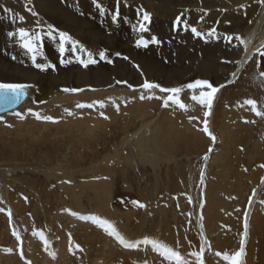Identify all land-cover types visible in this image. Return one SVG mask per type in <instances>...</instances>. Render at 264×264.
Listing matches in <instances>:
<instances>
[{
    "label": "rangeland",
    "instance_id": "374dc122",
    "mask_svg": "<svg viewBox=\"0 0 264 264\" xmlns=\"http://www.w3.org/2000/svg\"><path fill=\"white\" fill-rule=\"evenodd\" d=\"M106 1L100 0L102 7H104V11H100L94 0H31V3L28 0H0V69L3 72L6 71L2 74L0 82L28 84L30 87L26 91L31 94L30 98L20 108L1 115L4 119L0 120V193L2 194V197L0 196V208L5 209L4 212H0V264H26L31 258V264H90L95 262L97 257V259L100 257L99 260L101 261L106 256L114 257L106 260L107 263L110 262L109 264H121L120 262L125 260L137 261L140 264L141 261L145 262L143 251H145V259H148V247L142 245V249L139 247L138 250L137 248L136 250L124 249L118 242L111 241L108 235H104V230L92 221L84 222L79 220L78 216H73L70 212L65 211V209H70L80 215H98L106 219V213L96 211L101 209L96 206L94 200L92 201V190L90 192L86 188L88 180L100 178L103 179L102 181H112L109 182L110 184L108 183L111 185L109 186L110 189H107L109 195L106 190V194H103L96 202H104V198H106V204L110 203V205L108 203V208L110 206L112 208L114 204L112 209L115 211L119 210L125 203L133 204V201H139L145 205L143 208L135 205L136 210L134 212L126 214L123 219L120 218L121 220L118 221L120 224L117 222V230L126 239L135 241L144 236L152 237L157 232L159 218L155 212L157 213L159 209L161 211V208L171 209L174 210V213L168 210L167 218L163 219L161 226L166 228L168 221V227H172L175 231L172 234L177 238L180 235L183 236L186 247L182 248L185 243H179L182 255L188 256L192 251H197L201 243L197 237V222H195L202 204L200 173L205 164L203 156L208 152L209 147L213 149L209 153V157L213 156L214 153H220L221 156L225 155L223 161L210 166L209 176L211 175V177L209 180L212 181L213 185L210 182L209 188L211 189L207 194H209L208 199L210 198L212 203L210 206L209 203L206 204L207 208L209 207L210 223H214L215 219L218 218L216 209H221L222 213L226 212L224 216L227 214L224 221L226 229L221 237V242L225 243L224 246L214 248L211 242V250L205 252V264L220 262L222 258L215 255L217 251H228L231 254L239 247L245 213L247 214L249 206V197L252 198L251 201L254 198L253 190L256 191L260 187L259 195L262 198L258 196V201L264 199V187L261 185L262 178H264V167H261L264 165V117L257 116L251 110V106L244 104L246 99H254L258 109L264 111V78L259 76V73L264 71V57H260L255 51L251 59L243 64L238 76L232 80V83H227L230 79H226L230 68L232 69L235 64L223 62L226 60L237 61L239 49H241V47L236 48L227 44L223 35L225 33H239L245 38L244 30L251 25L258 10L256 9L257 6L251 5V0H241L237 4L231 0H120L118 5L119 16L113 20L112 16L117 9V0ZM180 3H183L182 6ZM242 3L247 5V11L238 9L237 6ZM25 5L32 8L37 15L29 12ZM150 5L163 6L164 12H157L159 6H154L157 9L154 10L156 12H153L149 10L148 6ZM43 7L49 11V14L42 11ZM205 11H207V15H204V19L199 21V17ZM145 12H151L149 21L143 20ZM182 12L181 19L187 21L189 25L187 29L183 24L179 27L174 24L175 18ZM14 13L17 16L23 15L25 17L23 24L18 18L15 19L16 21L13 19ZM106 14L109 15L106 16ZM52 17L66 20L67 25H76L77 22L81 26L85 25L84 32L88 36H92L94 41L87 42V37L79 38L69 28H62V24V26L57 22L53 24ZM30 21L32 25H30ZM229 21L231 23H228ZM250 21L251 23H249ZM141 22L145 24L147 31H138ZM48 25L53 26L55 39L47 35ZM31 26L36 30H33ZM18 27L31 28L33 34L39 32L42 35V39L37 42L41 52L37 54L36 63L45 65V67H36L31 53L21 47L18 36H8L9 32L15 31ZM191 27H196L204 35L202 37L194 35L191 32ZM212 28L216 29L217 36L208 35V31ZM59 31L67 32L73 40L79 41L75 50L69 41L65 45L66 51L63 54L60 53ZM258 32L257 39L264 34V22ZM153 37L160 43H153ZM140 39L148 41L147 46L138 45L137 41ZM100 51L105 52L106 59H100L98 54ZM88 52L92 53L97 63L85 68L79 61L80 59H87ZM191 72L193 74L191 78L179 83L172 84L165 80L169 76H187ZM3 75L7 77L23 76L32 79L34 77V80L31 82L10 80ZM198 75L201 76L198 77ZM145 79L150 82H157L162 87L183 88L184 85L196 79H208L214 85H219L220 81L221 84H225L215 96L213 121L216 141L213 143L211 138L201 131L203 113L207 111V108L191 100V95L194 93L198 95L199 89L183 88L180 93L181 100L189 106L187 111L177 106L165 108L162 106V101L158 99L141 100L139 98L142 93L156 96L165 95L159 90H153L150 93L148 90L141 89L139 86ZM116 81H127V83L118 84ZM128 85H132V87L130 88ZM72 88L82 89V91H64V89ZM55 91L58 92L55 93ZM55 94L59 95L55 97ZM99 100L104 102L103 108L98 104L92 108L76 107L77 104H89ZM116 104H119L118 111ZM29 109L32 112H39L41 115L53 116L56 122L37 120L28 111ZM65 109L70 110L73 114L68 115ZM15 112L23 113L24 119L16 116ZM101 112L108 119L102 117ZM189 117H196V119H189ZM146 123H149L147 135H144L145 139L149 138V140L146 139V145L149 146L148 144L151 142L150 151L159 150L163 160L161 158L160 160L154 158L149 161L148 159H141L144 162L142 163L139 153H135L138 152L135 140L139 142L136 136L141 125ZM152 123L158 125V133L156 134H153ZM153 138H156L157 141H154ZM142 144L143 147L146 146L144 143ZM122 158L124 160H121ZM165 159H168L169 162L164 161ZM122 162L125 165L128 164V167L122 165ZM99 165L102 169L110 168L116 175L109 171L108 177L110 178H107L106 175L102 178L99 173H95L97 171L93 170V166ZM224 165L225 167H223ZM228 173L229 175L226 176ZM86 175L91 177L88 178ZM190 175H193L194 178L192 187L189 182ZM221 178L222 180L224 178L223 181L225 182ZM82 181L85 184L82 185ZM78 184L80 187H77ZM127 184L129 188L131 187L130 189ZM81 185L82 188L84 186V190L79 192V189H82ZM214 185L216 187L218 185V190L215 189L216 187L213 188L215 191L212 189ZM111 188L112 191H110ZM190 188L191 191H189ZM240 191L243 193H239ZM72 193L84 195L80 194L76 197ZM104 195L107 196L104 197ZM8 209L12 213L11 223L7 213ZM261 209L260 216L263 218L264 203L261 204ZM146 211H148L147 221L141 226L139 220L142 221V215ZM222 213H219V218H221ZM261 217L259 222L262 224L261 228L256 230L257 237L255 236L253 251V258L256 263L258 262V250L260 252L263 250L261 255L264 259V218ZM128 220L130 222L127 223ZM13 229L18 231L23 238V258L20 256L21 249L18 246L21 241L16 240L12 234ZM37 231H43L45 237L50 241V249L56 253L54 257L44 250L43 241L38 236H33V233ZM166 233L167 231L164 235H167ZM69 234H71L74 244H79L83 251H69L70 246H72L68 239ZM29 236L36 238L30 239ZM262 236L263 238H261ZM62 238L65 239V246L67 247L65 255H61L65 256L64 260L57 255ZM102 247L105 248L104 251H102L104 249ZM6 249H12V251L9 252ZM132 251L136 254L143 253L140 255L141 257L138 254L135 255L136 257L132 255V258L129 256L131 253L128 254ZM209 252H212V255H209ZM105 253L106 255H104ZM124 257L125 259H122ZM137 257H139L138 260ZM210 257L214 258L213 262H209L208 258ZM140 259L141 261H139Z\"/></svg>",
    "mask_w": 264,
    "mask_h": 264
},
{
    "label": "snow or ice",
    "instance_id": "6c2138e0",
    "mask_svg": "<svg viewBox=\"0 0 264 264\" xmlns=\"http://www.w3.org/2000/svg\"><path fill=\"white\" fill-rule=\"evenodd\" d=\"M28 2L30 3L31 0H28ZM119 2H120V0H117V9L115 10L114 15L112 16L113 20H116L119 16V10H118ZM259 2L261 4H264V0H259ZM94 3H96V5L100 11H104L100 0H94ZM25 7L27 8V10L29 12H32L33 15H37V13H35L32 8L27 7V5H25ZM237 7H238V9H245L247 7V5L241 4V5H238ZM6 11H8V10H6ZM222 11H227V10H222ZM204 15H207V11H205L204 14L201 15V17H200L201 20L204 19ZM182 16H183V13L178 15L175 18L174 24L176 27H179L183 24L185 29H187L189 26L188 22L182 20L181 19ZM16 18H18L21 22H23L25 20V17L23 15L17 16V14L14 13L13 19L15 20ZM143 20L149 21L150 20V14L145 12L143 14ZM228 23H231V22L229 21ZM250 23H251V21H250ZM48 29H49V31L47 32V35L49 37H52L53 39H55L56 37L53 35V31H54L53 26L48 25ZM138 30L140 32L147 31L145 24L143 22H141L139 24ZM191 32L198 37H202L204 35V33H202L201 31H198L196 27H191ZM58 35H59V51L61 54H63L66 51L65 45L69 41H71L72 46H73V50H75V46L79 43V41L73 40V38L70 36V34L67 32H64V31H59ZM208 35L217 36L216 29L215 28L210 29ZM8 36H10V37L18 36L21 47L23 49H26L29 53H31L33 63L36 64V67H38V68L45 67V65L36 63L37 54L40 52V49L38 47L37 42L42 39V35L39 32L33 34V32L30 29H27L25 27H18V28H16L15 31L9 32ZM217 38H220V37H217ZM223 39L227 44L232 45L233 47H236V48L243 47L244 53L247 54V48H248V44L250 43V40L242 37L239 33H235V34L225 33L223 35ZM234 41H235V43H234ZM152 42L153 43H160V41L157 40L155 37L152 38ZM147 43H148V41H146L144 39H140L137 41L138 45L143 44V45L147 46ZM256 52L259 54L260 57H264V43H262L260 45V47L256 49ZM98 54H99L100 59H106V54L104 51H100ZM117 55H120V54L117 53ZM247 58L251 59V56H248ZM13 59H15V57H13ZM125 59H128V58L125 57ZM79 62L86 68L91 64L97 63V60L93 58V55L91 52H88V58L87 59H80ZM223 62L235 63V64L241 63V61H239V60H237V61L226 60ZM137 67H139V66L137 65ZM231 76L236 77L237 72L236 71L232 72ZM259 76L261 78H264V71H261L259 73ZM232 82H233L232 80L227 81V83H232ZM116 83L126 84L127 81H116ZM128 86L130 88L132 87V85H128ZM224 86H225V84L214 85V83L208 79H196L195 81L189 82L183 86V88H187L189 90H196V89L200 90L198 95L195 93L191 95V100L193 102L198 103L199 105L207 108V111H205L203 113L204 119L202 121L203 127H202L201 131L203 133H205L208 137H210L213 143L216 141V136L212 133V131L209 128V121H208L207 117H209L211 115L214 97L216 96L218 91L221 88H223ZM29 87H30V85H28V84L0 82V103H4V104H8V105L16 104L20 100L22 95H25V96L27 95L26 90ZM139 87L141 89L148 90L150 93L153 90H159L160 93L165 94V95L156 96L154 94L145 95L142 93L139 97L141 100L158 99V100L162 101V106L165 108H168L171 106H177L184 111H187L189 108V106L187 104H185L180 98V93L183 90L182 87H162L161 84H159L157 82H150L147 79H145L144 82ZM64 91H66V92H79V91H82V89L72 88V89H64ZM113 103H115V101H113ZM96 104H98L101 108H103L105 106L104 102L102 100H99V101H95L94 103H89V104H82V103L77 104L76 107L77 108H92ZM244 104L251 106V110L253 112H255V114L257 116L264 117V111H261L258 109L257 102L254 99H246L244 101ZM116 109H117V111L119 110V104H116ZM28 111L30 113H32L36 117L37 120L56 122V120L53 116L41 115L39 112H32L31 109H29ZM65 111L68 112V115L73 114L68 109H65ZM15 115L20 117L21 119H24V114L21 112H15ZM100 115L102 117H104L105 119H108V117L105 116V114L103 112H101ZM3 119H4V117L0 116V120H3ZM189 119L194 120V119H196V117H189ZM9 126H11V125H9ZM212 150L213 149L211 147H209L208 152L204 154L203 160L205 162L208 161L209 153H211ZM261 167H264V165H261ZM200 183L201 184L204 183V172H203V170H201V173H200ZM262 183H264V178H262ZM253 195H255V190H253ZM25 199H27V198L25 197ZM251 199L252 198L249 197V204H251ZM189 202H191V200H189ZM132 203L137 205L138 207H141V208L145 207V205L140 203L139 201H133ZM200 207L202 208L203 204H201ZM4 211H5L4 208H0V212H4ZM65 211L70 212L71 215H73V216H78V218L81 220L92 221V223H94L95 225H97L98 227L103 229L109 236L114 237L115 240L120 245H122L124 248L136 249L142 245L145 247L150 246L151 249L155 253H157L159 255V257L162 258L161 264H205V251L211 250V244H210L208 238L205 236L204 231H203L204 225L202 223V220H203L202 216H201V223H200V241H201V243H200L199 249L197 251H192L190 253V256L193 259L189 260L184 255H182V253L179 249V241H177L176 247L170 246L169 244H167V243H165L159 239L152 238L149 236H144L142 239L130 241V240L126 239L125 236L122 235L117 230L116 226L112 222H110L108 219L101 218L97 215H80L79 213L73 212L70 209H65ZM7 213H8V217H9V222L11 223V215H12L11 210L8 209ZM12 234L16 237L17 241H21L20 233L18 231L13 229ZM33 234L38 236L40 238V240L43 241L44 250L47 251L50 256L54 257L56 255V253L50 249V241L45 237L44 232L43 231H37V232H34ZM247 235H248V221H247V214L245 213L243 233H242V238L240 239V242H239L238 249L233 251L231 254L228 251H224V252L217 251L215 253V255L217 257H221L223 261L227 262V264H244V257L246 255L245 243H246ZM68 239H69L70 245H72V246H70L69 251H74V250L83 251V249L81 248V246L79 244H74V242L72 241L71 234H69ZM190 243L191 242L189 241V244ZM18 246L21 248L20 256L23 258L24 252L22 250V241H21V244ZM6 251L10 252V251H12V249H6ZM26 264H31V261L30 260L27 261Z\"/></svg>",
    "mask_w": 264,
    "mask_h": 264
},
{
    "label": "bare ground",
    "instance_id": "6f19581e",
    "mask_svg": "<svg viewBox=\"0 0 264 264\" xmlns=\"http://www.w3.org/2000/svg\"><path fill=\"white\" fill-rule=\"evenodd\" d=\"M60 1V0H59ZM108 1V0H107ZM106 1V2H107ZM164 1H166V0H164ZM196 1V0H195ZM209 1V0H208ZM218 1V0H217ZM216 1V2H217ZM232 2H234V3H239V1H241V0H231ZM37 2V1H36ZM170 2H172V1H170ZM184 2V1H183ZM215 2V3H216ZM31 3V2H30ZM39 3V2H38ZM84 3V2H83ZM178 3V2H177ZM221 3V2H220ZM246 3V2H245ZM138 4V3H137ZM183 4V3H182ZM182 4L180 3V5L182 6ZM243 4V3H242ZM251 5H253V6H257V8L256 9H258L257 10V12H256V15H255V17H254V19H253V21H252V23H251V25L250 26H248L245 30H244V35H245V38L246 39H248V40H250V43L248 44V48H247V54H245L244 53V49H243V47H241V49H239L240 50V52H239V54H238V59L237 60H239V61H241V63L240 64H235L234 65V67L231 69L230 68V70H229V72H228V74H227V79L226 80H228V79H230V80H233L235 77H232L231 76V73L232 72H234V71H236L237 72V76H238V74H239V72H240V70H241V67L243 66V64L246 62V61H248L249 59L247 58L248 56H252L253 55V53L256 51V49L257 48H259L260 47V45L262 44V43H264V34H262L261 36H259L258 37V39L256 38L257 37V33H259L258 31H259V28H260V26L263 24V22H264V4H261L260 2H259V0H251V3H250ZM29 5V4H28ZM62 5V4H61ZM64 5V4H63ZM96 5V4H95ZM170 5V4H169ZM173 5V4H172ZM207 5H209V4H207ZM212 5V4H211ZM7 6V5H6ZM38 6H40V5H38ZM43 6V5H42ZM65 6V5H64ZM94 6V5H93ZM154 6H156V7H158L159 5H154ZM154 6H152V5H150V6H148L150 9L149 10H151V11H153V12H156V11H154V10H156L157 8L156 7H154ZM177 6H179L178 4H177ZM206 6V5H205ZM210 6V5H209ZM33 7V6H32ZM92 7V6H91ZM106 7V6H105ZM175 7V6H174ZM211 7V6H210ZM209 7V8H210ZM12 8V7H11ZM104 8V7H103ZM146 8V7H145ZM163 6H159V8L157 9V12H159V13H163L164 12V10H163ZM176 8V7H175ZM213 8V7H212ZM13 9V8H12ZM39 9H41V8H39ZM66 9V8H65ZM166 9V8H165ZM182 9V8H181ZM177 10V9H176ZM42 11H44L45 13H48L49 14V11L47 10V9H45L44 7H43V10ZM94 11V10H93ZM203 11V10H202ZM244 11H247L246 10V8L244 9ZM13 12V11H12ZM149 12V11H148ZM178 12V11H177ZM42 13V12H41ZM96 13V12H95ZM151 13V12H150ZM149 13V14H150ZM170 13H171V11H170ZM183 13V12H182ZM185 13V12H184ZM31 14V13H30ZM43 14V13H42ZM109 14H111L110 12H109ZM109 14H106V16L107 15H109ZM123 14H125V13H123ZM132 14V13H131ZM186 14V13H185ZM212 14V13H211ZM214 14V13H213ZM47 15V14H46ZM90 15H92V14H90ZM170 15V14H169ZM172 15V14H171ZM200 15V14H199ZM215 15V14H214ZM49 16V15H48ZM104 16V15H103ZM123 16V15H122ZM133 16H134V14H133ZM27 17V16H26ZM34 17V16H33ZM79 17V16H78ZM127 17V16H126ZM165 17V16H164ZM163 17V18H164ZM2 18H3V16H2ZM30 18H31V16H30ZM35 18V17H34ZM104 18H105V16H104ZM159 18V17H158ZM200 18V17H199ZM17 19V18H16ZM95 19V18H94ZM207 19V18H206ZM30 20V19H29ZM139 20V19H138ZM193 20V19H192ZM16 21V20H15ZM34 21H37V20H35L34 19ZM51 21L53 22V24H54V22H57V24H59V25H63V27L62 28H69V30L72 32V33H74V34H76L77 35V37H79V38H82V36H84V37H87L86 38V40H87V42L89 41V42H93L94 40L92 39L93 37L92 36H88V34H86L85 32H84V27H85V25H79L78 24V22H77V24L76 25H73V24H71V25H67V21L66 20H59V18L58 17H52L51 18ZM199 21H202V20H200L199 19ZM19 22V21H18ZM21 22V21H20ZM24 22V21H23ZM31 22V21H30ZM129 22V21H128ZM196 22H197V20H196ZM22 23V22H21ZM34 24H35V22H33ZM70 23V22H69ZM122 23V22H121ZM198 23V22H197ZM250 23V22H249ZM23 24V23H22ZM26 24V23H25ZM33 24V25H34ZM127 24V23H126ZM27 25V24H26ZM30 25H32V22H31V24ZM36 25V24H35ZM61 25V26H62ZM112 25H114V24H112ZM28 26V25H27ZM152 26V25H151ZM159 26V25H158ZM57 27V26H56ZM60 27V26H59ZM97 27V26H96ZM130 27V26H129ZM15 28V27H14ZM31 28H33L32 26H31ZM30 28V29H31ZM61 28V29H62ZM134 28V27H133ZM244 28V27H243ZM7 29V28H6ZM158 29V28H157ZM227 29V28H226ZM238 29V28H237ZM33 30H36L35 28H33ZM239 30H241V29H239ZM40 31V30H39ZM42 31V30H41ZM66 31V30H65ZM88 31H89V28H88ZM129 31V30H128ZM139 31V30H138ZM243 31V30H242ZM57 32V31H56ZM107 32V31H106ZM209 32V31H208ZM8 33V32H7ZM88 33H90V32H88ZM135 33V32H134ZM152 33V32H151ZM264 33V32H263ZM141 34V33H140ZM45 36V35H44ZM126 36H127V34H126ZM130 38V37H129ZM134 38V37H133ZM128 40V39H127ZM257 40V41H256ZM124 41V40H123ZM221 41V40H220ZM110 42V41H109ZM115 42V41H114ZM14 43V42H13ZM47 43V42H46ZM95 43V42H94ZM127 43V42H126ZM222 43V42H221ZM53 46V45H52ZM111 46V45H110ZM149 46V45H148ZM12 47H14V46H12ZM103 47V46H102ZM152 48V47H151ZM3 49V48H2ZM231 49V48H230ZM109 50V49H108ZM107 50V51H108ZM9 51V50H8ZM115 51V50H114ZM113 51V52H114ZM150 51V50H149ZM41 52V51H40ZM109 52V51H108ZM190 52H191V50H190ZM224 52V51H223ZM112 53V52H111ZM237 53V52H236ZM39 54V53H38ZM232 54V53H231ZM190 55V54H189ZM223 55V54H222ZM162 56V55H161ZM232 57V56H231ZM230 57V58H231ZM55 58V57H54ZM233 58V57H232ZM236 58V57H235ZM226 59H228V58H226ZM7 60V59H6ZM55 60V59H54ZM15 61V60H14ZM236 61V60H235ZM42 62V61H41ZM139 62V61H138ZM1 64V63H0ZM18 66V65H17ZM26 66V65H25ZM177 66V65H176ZM143 68V67H142ZM227 68V67H226ZM16 69V68H15ZM192 69V68H191ZM223 69V68H222ZM8 70V69H7ZM224 70V69H223ZM222 71V70H221ZM6 71L4 70V72H3V70L2 69H0V78H1V76H2V74H4ZM94 72V71H93ZM120 72V71H119ZM151 72V71H150ZM149 72V73H150ZM224 72V71H223ZM79 73V72H78ZM21 74V73H20ZM187 74V73H186ZM19 75V74H18ZM193 74H192V72L191 73H189V74H187V76H178V75H176V76H169L168 78H166L165 80L168 82V83H175V82H180V81H183V80H186V79H188V78H191V76H192ZM3 76H6V75H3ZM87 76V75H86ZM107 76V75H106ZM201 75H198V77H200ZM6 78L8 79V78H10V80H13V79H15V80H19V81H27V82H31L32 80H34V77H33V79L32 78H29V77H23V76H20V77H16V76H10V77H7L6 76ZM37 78V77H36ZM86 79V78H85ZM101 79V78H100ZM193 79V78H192ZM221 79H223V78H221ZM225 80V79H224ZM0 81H1V79H0ZM78 81V80H77ZM188 81V80H187ZM223 82V81H222ZM49 83V82H48ZM55 83H57V82H55ZM77 83V82H76ZM220 84H221V81H220ZM32 85V84H31ZM40 85V84H39ZM54 86V85H53ZM50 87V86H49ZM39 88V87H38ZM61 89V88H60ZM53 90H54V88H53ZM56 90H57V88H56ZM94 91V90H93ZM92 91V92H93ZM56 92H58V91H55V93ZM54 93V92H53ZM109 93V92H108ZM59 95V94H58ZM58 95H54L55 97H57ZM67 95V94H66ZM51 96V95H50ZM52 97V96H51ZM70 97V96H69ZM72 97V96H71ZM53 98V97H52ZM71 99V98H70ZM45 100V99H44ZM49 100V99H48ZM64 101V100H63ZM67 101V100H66ZM65 102V101H64ZM215 97H214V101H213V107H212V110H211V115L207 118L208 119V121H209V128H210V130L212 131V133H214V135H215V132H214V121H213V113H214V106H215ZM62 103V102H61ZM137 103V102H136ZM152 103V102H151ZM150 103V104H151ZM131 105V104H130ZM133 105H134V103H133ZM137 105V104H136ZM135 105V107H137ZM131 107V106H130ZM133 107V106H132ZM204 107V106H203ZM172 108V107H171ZM134 109V108H133ZM176 109V108H175ZM165 110H167V109H165ZM170 110V109H169ZM130 111V110H129ZM171 111V110H170ZM47 113H49V112H47ZM147 113V112H146ZM167 114H168V111L166 112ZM178 113V112H177ZM45 114V113H44ZM142 115V114H141ZM162 115V114H161ZM164 117V116H163ZM9 118H12V117H9ZM6 119V118H5ZM14 120V119H13ZM169 120H170V118H169ZM32 121H34V120H32ZM151 121V120H150ZM155 122V121H154ZM161 122H162V120H161ZM160 122V123H161ZM42 123V122H41ZM167 123V122H166ZM31 124V123H30ZM48 124V123H47ZM153 124V123H152ZM36 125V124H35ZM42 125V124H41ZM160 125H162V124H160ZM171 125V124H170ZM30 126V125H29ZM38 126V125H37ZM43 126H45V125H43ZM165 126V125H164ZM22 127V126H21ZM40 127V126H39ZM185 127H186V125H185ZM41 128V127H40ZM148 129H149V123L147 124H142L141 125V128H140V131L138 132V135L136 136V138L138 137V139H139V142L137 141V140H135V145H136V147L138 148V152H135V153H139V157H140V162H142V163H144L143 161H141V159H148V161L149 160H152V159H154V158H158L159 160H160V158H161V160H163L164 158H163V156H161L160 155V152H158V151H155L153 148V152H151L150 151V144H151V142H150V144H148L149 146H147L146 144V139H148L149 140V138L147 137L146 139H145V136L144 135H147V131H148ZM152 129H153V134H156V133H158L157 131H158V125L156 124V123H154L153 124V126H152ZM189 129V128H188ZM42 130H44V129H42ZM45 131V130H44ZM40 132V131H39ZM225 133V132H224ZM223 133V134H224ZM160 134V133H159ZM196 137V136H195ZM197 138V137H196ZM223 138V137H222ZM194 139V138H193ZM153 140L154 141H157L156 140V138H153ZM153 141V142H154ZM142 143H144V145H146L145 147H143L142 145ZM149 143V142H148ZM156 143V142H155ZM134 145V146H135ZM152 145V144H151ZM155 147H156V145H154ZM154 146H152V147H154ZM159 146V145H158ZM135 148V147H134ZM137 148H136V150H137ZM221 148V147H220ZM158 149V148H157ZM222 149V148H221ZM223 150V149H222ZM121 152V151H120ZM220 152V151H219ZM223 155V154H222ZM137 156V155H136ZM223 157H225V155H223V156H221L220 155V153H214L213 154V156H211V157H209V159H208V161L207 162H205V164H204V166H203V168H202V170H203V172H204V183L203 184H201V200H202V204H203V207L201 208H199V211H198V215L196 216V218L197 219H195V222H197L196 224H197V237H198V239L200 240V223H201V216L203 217V220H202V223H203V225H204V228H203V231H204V234H205V236L207 237V238H209V241H210V243L212 242V246L214 247V248H217V247H223L224 246V244L225 243H223V242H221V237H222V234H223V232L225 231V229H226V224L224 225V221H225V218L227 217V214L224 216V213H226V212H224V213H222L223 211H221V209H216V211H218V218L217 219H215V221H214V223H210V221H209V215H208V208H207V205L206 204H208L209 203V206L211 205L210 203H212V201H211V199L209 198L208 199V195L209 194H207L208 193V191H209V189H211V188H209L210 186V182H211V184H212V181H210L209 180V177H211V175L209 176V169L211 168L210 166H212V164L214 165V163H216L217 164V162H221V161H223L224 159H223ZM116 158H118V156H116ZM126 158V157H125ZM137 159H138V157H137ZM227 159V158H226ZM118 160V159H117ZM119 160H120V158H119ZM121 160H124L123 158L121 159ZM126 160L127 161H129L128 160V158H126ZM158 160V161H159ZM148 161H146V164H148L147 162ZM158 161H155V162H158ZM164 161H167V162H169V160L168 159H165ZM124 162V161H123ZM123 162H122V165H125V164H123ZM133 162V161H132ZM120 163V162H119ZM118 163V164H119ZM126 163V162H125ZM117 164V165H118ZM127 164V163H126ZM132 164V163H131ZM153 164V163H152ZM218 164H220V163H218ZM222 164V163H221ZM128 165V164H127ZM127 165H125V166H127ZM137 165V164H136ZM151 165V164H150ZM156 165V164H155ZM102 166H103V164H102ZM158 166H159V164H158ZM105 167V166H104ZM103 167V168H104ZM128 167V166H127ZM126 167V168H127ZM153 167V166H152ZM155 167V166H154ZM223 167H225V165L223 166ZM106 168H107V166H106ZM123 168V167H122ZM156 168V167H155ZM155 168H153V169H155ZM220 168V167H219ZM222 168V167H221ZM108 169V168H107ZM107 169H102V167L99 165V166H93V170H95V171H97V172H95V173H99L100 175H101V177L103 178V177H105V175H106V177L107 178H110V177H108V174L110 173V172H112L111 170H110V168L108 169V171H106ZM152 169V168H151ZM226 169V168H225ZM229 169V168H228ZM223 170V169H222ZM110 171V172H109ZM224 171V170H223ZM223 171H221L222 173H224ZM227 171V170H226ZM91 172V171H90ZM119 172V171H118ZM70 173V172H69ZM113 173V172H112ZM113 174H115V173H113ZM112 174V175H113ZM176 174V173H175ZM221 174V173H220ZM116 175V174H115ZM182 175V174H181ZM216 175V174H215ZM218 176H219V174H217ZM227 175H229V173L228 174H226V176ZM84 176V175H83ZM87 176V175H86ZM99 176V175H98ZM110 176V175H109ZM226 176H224L225 178H226ZM73 177V176H72ZM88 177V176H87ZM91 177V176H90ZM90 177H88V178H90ZM168 177V176H167ZM216 177V176H215ZM223 177V176H222ZM253 178V177H252ZM72 179V178H71ZM83 179V178H82ZM112 179V178H111ZM121 179V178H120ZM226 179H228V178H226ZM258 179V178H257ZM73 180V179H72ZM103 180V179H102ZM101 180V178L100 179H92L91 181H89L88 180V183H86V188L88 189V190H90V192H91V190H92V192L91 193H93V195H91L92 197H93V199H92V201L94 200L95 201V203H96V206L97 207H100V209L101 210H96V211H101V212H104V213H106V215H107V218L106 219H108L110 222H112L115 226L119 223L118 221H119V219L120 218H124V217H126V214H128V213H132V212H134L135 210H136V206H135V204H128V203H125V205H123V206H121L120 207V209L119 210H117V211H115L114 209H112L113 208V206H114V204H113V206H112V208H108V203L106 204V202L107 201H105L106 200V198H104L105 196H107V195H104V202H102V201H100L101 202V204H100V202L98 203V202H96V200L98 201V199L99 198H101L102 197V195L103 194H106V192L108 191V195H109V190H107V189H110V187L109 186H111V185H109L110 183L109 182H111L109 179V182L107 181H102ZM105 180V179H104ZM107 180V179H106ZM122 180V179H121ZM156 180V179H155ZM170 180V179H169ZM211 180H212V178H211ZM221 180H222V178H221ZM223 180H224V178H223ZM222 180V181H223ZM248 180V179H247ZM84 181H86V180H84ZM218 181V179L216 180V182ZM220 181V180H219ZM240 181V180H239ZM122 182V181H121ZM189 182H190V186L192 187L193 185H194V178H193V175H190V180H189ZM223 182H225V181H223ZM248 182V181H247ZM81 183V182H80ZM83 183L85 184V182H83L82 181V185H83ZM109 183V184H108ZM158 183V182H157ZM222 183V182H221ZM227 183H228V180H227ZM226 183V184H227ZM76 184H77V181H76ZM114 184V183H113ZM216 184H218L219 185V183H216ZM232 184V183H231ZM82 185H81V188H82ZM123 185V184H122ZM128 185V184H127ZM213 185V184H212ZM218 185H217V187H218ZM223 185H225V183H223ZM241 185V184H240ZM263 187H264V183H262L261 184ZM73 186H75L74 184H73ZM73 186H72V188H73ZM126 186V185H125ZM221 186V185H220ZM246 186H247V184H246ZM77 187H80V185L78 184V186ZM114 187V186H113ZM112 187V188H113ZM216 186L214 185V187H212V189L213 188H215ZM217 187L215 188V189H217ZM245 187V186H244ZM67 188V187H66ZM69 188V187H68ZM83 188H84V186H83ZM79 189V192L80 191H82V190H84V189ZM112 188H111V190L110 191H112ZM127 188V187H126ZM128 188H129V185H128ZM131 188V187H130ZM129 188V189H130ZM141 188V187H140ZM168 188H169V185H168ZM167 188V189H168ZM219 188V187H218ZM225 188V187H224ZM223 188V189H224ZM227 188H229V187H227ZM247 188V187H246ZM1 189V188H0ZM114 189V188H113ZM147 189V188H146ZM159 189V188H158ZM157 189V190H158ZM167 189H165V190H167ZM193 189V188H192ZM239 189H240V187H239ZM241 189H243V188H241ZM107 190V191H106ZM214 190V189H213ZM218 190V189H217ZM222 190V189H221ZM225 190V189H224ZM248 190V189H247ZM260 187H258L257 189H256V191H255V195H253L254 196V198H253V201H251V204H249V206H248V210H247V221H248V235H247V237H246V243H245V253H246V255H245V257H244V264H264V259H262V255H261V253H263V250H262V252H260L259 250L257 251L258 252V257H257V259H258V262L256 263V261H255V259L253 258V255H254V248H255V236H256V230L258 229H260L261 228V222H259L260 221V215H261V212H262V209H261V204L262 203H264V199L262 200V199H259V201H258V196H261V195H259L260 194ZM1 191V190H0ZM168 191V190H167ZM189 191H191V188H190V190ZM193 191V190H192ZM212 191V190H211ZM215 191V190H214ZM220 191V190H219ZM246 191V190H245ZM174 192V191H173ZM179 192V191H178ZM222 192V191H221ZM220 192V193H221ZM70 193V192H69ZM239 193H243L242 191H240ZM73 194V193H72ZM81 194V193H80ZM80 194H77V195H80ZM111 194H112V192H111ZM246 194V193H245ZM2 194L0 193V196H1ZM76 196V197H78L76 194H73V196ZM82 195V194H81ZM84 195V194H83ZM82 195V196H83ZM211 195H212V193H211ZM216 195H218V194H216ZM240 195V194H239ZM113 196V195H112ZM164 196V195H163ZM243 196V195H242ZM2 197V196H1ZM71 197H72V195H71ZM80 197V196H79ZM151 197V196H150ZM211 197V196H210ZM246 197V196H245ZM75 198V197H74ZM91 198V197H90ZM147 198V197H146ZM218 198V197H217ZM221 198V197H220ZM260 198H262V196L260 197ZM9 199V198H8ZM72 199V198H71ZM79 199V198H78ZM107 199H108V197H107ZM110 199V198H109ZM223 199V198H222ZM221 199V200H222ZM225 199V198H224ZM76 200V199H75ZM80 200V199H79ZM101 200V199H100ZM11 201V200H10ZM9 201V202H10ZM73 201H74V199H73ZM143 201V200H142ZM213 201H216V200H213ZM243 201V200H242ZM72 202V201H71ZM126 202V201H125ZM219 202V201H218ZM226 202V201H225ZM73 203V202H72ZM76 203V202H75ZM78 204V203H77ZM79 204H80V201H79ZM78 204V205H79ZM106 204V205H105ZM109 205H110V203H109ZM119 206H120V204H119ZM214 206V205H213ZM219 206V205H218ZM236 206V205H235ZM116 207V206H115ZM155 207H156V205H155ZM159 207V206H158ZM161 207V206H160ZM224 207V206H223ZM231 207V206H230ZM81 208V207H80ZM79 208V209H80ZM118 209V208H117ZM151 209H152V207H151ZM159 209V208H158ZM215 209V208H214ZM230 209V208H229ZM155 211H156V209H154ZM160 210V209H159ZM157 211V213L155 212V215L156 216H158L159 218H158V222H157V232L156 233H154V235L152 236V238H156V239H159V240H161V241H163V242H165V243H167V244H169L170 246H173V247H176L177 246V241H179V243L181 244V243H185L186 241H185V239L183 238V236L182 235H180V237L179 238H177V236H174L173 234H172V232L174 231L173 229H172V227L171 228H169L168 227V221H167V223H166V228H164V227H162L161 226V224L163 223V219L164 218H167V211L169 210H171V209H163V208H161V211ZM145 211V210H144ZM174 211V210H173ZM172 210H171V212L172 213H174ZM233 211H235V210H233ZM16 212V211H15ZM137 212H139V211H137ZM140 212H142V211H140ZM147 212L148 211H146V212H144V215H142V221L141 220H139L141 223V226L142 225H144L145 223H146V215H147ZM153 212V213H154ZM222 213L221 215H220V217L221 218H219V213ZM130 214H129V217H130ZM139 214V213H138ZM233 214V213H232ZM154 215V214H153ZM258 215V216H257ZM98 216V215H97ZM132 216V215H131ZM133 216H134V214H133ZM144 216V217H143ZM232 216V215H231ZM236 216V215H235ZM69 218V217H68ZM101 218H102V216H101ZM156 218V217H155ZM262 218V217H261ZM264 218V217H263ZM262 218V219H263ZM133 219V218H132ZM148 219V218H147ZM80 220V219H79ZM121 220V219H120ZM134 220V219H133ZM153 220H155L154 219V217H153ZM213 220H214V215H213ZM82 221H84V222H86L85 220H82ZM118 222V223H117ZM127 223L128 222H130L129 220L128 221H126ZM153 222V221H152ZM263 222V221H262ZM139 223V222H138ZM137 223V224H138ZM226 223V222H225ZM64 224V223H63ZM90 224H92L91 222H90ZM120 224V223H119ZM139 224V225H140ZM264 224V223H263ZM79 226V225H78ZM97 226V225H96ZM127 226V225H126ZM154 226V225H153ZM156 226V225H155ZM175 226V225H174ZM263 226V225H262ZM86 227V226H85ZM95 227V226H94ZM137 227V226H136ZM140 227V226H139ZM82 228V227H81ZM100 228V227H99ZM118 228V227H117ZM229 228V227H228ZM151 229V228H150ZM153 229V228H152ZM233 229V227L231 228V230ZM103 230V229H102ZM140 230H142V229H140ZM229 230V229H228ZM262 230H263V227H262ZM75 231H77V230H75ZM152 231V230H151ZM165 231H167V235H164V233H165ZM264 231V230H263ZM78 232V231H77ZM145 232V231H144ZM76 233V232H75ZM148 233V232H147ZM173 233H175V231L173 232ZM180 233H181V231H180ZM232 233V232H231ZM257 233H258V231H257ZM261 233V232H260ZM5 234V233H4ZM94 234V233H93ZM100 234V233H99ZM104 235H108L105 231H104V233H103ZM229 234V233H228ZM263 234V233H262ZM95 235V234H94ZM93 235V236H94ZM226 235V234H225ZM33 236H35L34 234H33ZM33 236H29V238L30 239H32V237ZM109 236V235H108ZM20 237H21V235H20ZM110 237V239H111V241L112 240H115V238L114 237H111V236H109ZM227 237V236H226ZM257 237V236H256ZM260 237V236H259ZM258 237V238H259ZM28 238V237H27ZM36 238V237H35ZM34 237H33V239H35ZM95 238H97L96 236H95ZM101 238V237H100ZM189 238V237H188ZM261 238H263V236L261 237ZM22 237H21V241H22ZM191 239V238H190ZM189 239V240H190ZM260 239V238H259ZM17 240V239H16ZM15 240V241H16ZM90 240V239H89ZM92 240V239H91ZM100 240V239H99ZM263 240V239H262ZM116 241V240H115ZM226 241V240H225ZM224 241V242H225ZM261 241V240H260ZM85 242V241H84ZM87 242V241H86ZM114 242V241H113ZM117 242V241H116ZM201 242V241H200ZM263 242V241H262ZM261 242V243H262ZM15 243V242H14ZM21 243V242H20ZM26 243V242H25ZM60 245H59V247H58V250L59 251H57L58 252V257L59 258H64L65 256H61V255H65V252L67 251V247L65 246V239H61V241H60ZM115 243V242H114ZM257 243H259V242H257ZM264 243V242H263ZM262 243V244H263ZM2 244V243H1ZM119 244V243H118ZM233 244V243H232ZM238 244V243H237ZM183 245V244H182ZM235 245V244H234ZM24 245H22V247H23ZM26 246V245H25ZM108 246V245H107ZM121 246V245H120ZM90 247H91V245H90ZM123 247V246H122ZM141 247V246H140ZM143 247V246H142ZM142 247H141V249H142ZM186 247V243L184 244V246H182V248H185ZM24 248V247H23ZM31 248V247H30ZM95 248V247H94ZM102 248H104V247H102ZM124 248V247H123ZM145 248V247H144ZM143 248V249H144ZM21 249V248H20ZM121 249V248H120ZM124 249H126V248H124ZM235 249V248H234ZM23 250V249H22ZM30 250V249H29ZM89 250V249H88ZM98 250V249H97ZM105 250V248L102 250V251H104ZM109 250V249H108ZM112 250H113V248H112ZM128 250V249H127ZM130 250H133V249H131L130 248ZM129 250V251H130ZM136 250V249H135ZM134 250V251H135ZM137 250H138V248H137ZM140 250V249H139ZM21 251V250H20ZM32 251V250H31ZM107 251V250H106ZM111 251V250H110ZM113 251H115V250H113ZM112 251V252H113ZM125 251V250H124ZM134 251H132V252H128V254L129 253H131V255H129V256H132V255H134V257H136L135 255H138L139 254V256L144 252V260H145V262H142L141 261V259L139 260V261H141V264H161V261H162V258L161 257H159V255L157 254V253H155L152 249H151V247L150 246H148V249H147V254H148V259H145V251H143L141 254L140 253H138V254H136V253H134ZM141 251V250H140ZM139 251V252H140ZM101 252V251H100ZM111 252V253H112ZM206 252V251H205ZM107 253V252H106ZM106 253L104 254V255H106ZM124 253V252H123ZM1 254V253H0ZM26 254V253H25ZM101 254H102V252H101ZM127 254V253H126ZM127 254V255H128ZM29 255H31V254H29ZM89 255V254H88ZM111 255V254H110ZM113 255V254H112ZM115 255H117V254H115ZM209 255H212V252H209ZM4 256V255H3ZM7 256V255H6ZM11 256V255H10ZM25 256H27V255H25ZM93 256V258H94V255H92ZM102 256H103V254H102ZM121 256V255H120ZM15 257V256H14ZM29 257V256H28ZM27 257V258H28ZM31 257V256H30ZM91 257V256H90ZM113 257V256H112ZM111 256H109V257H105V259H104V257H103V260H99V259H101L100 257H99V259H97L96 258V260H95V262L93 261V262H91V263H94V264H109V263H107V261L106 260H109L110 258L111 259H113ZM141 257V256H140ZM187 259H189V257H191L190 256V254H188V256H185ZM264 257V256H263ZM131 258V257H130ZM132 258H133V256H132ZM138 258L139 257H137V260H138ZM32 259V258H31ZM30 259V260H31ZM120 259V258H119ZM122 259H125V257L124 258H122ZM191 259H193L192 257H191ZM191 259H189V260H191ZM17 260V259H16ZM64 260V259H63ZM116 261L118 260V259H115ZM208 260H209V262H213V260H214V258L213 257H210V258H208ZM15 261V260H14ZM150 261H153V262H150ZM112 262V261H111ZM115 262V261H114ZM118 262H120V261H118ZM128 262H129V264L130 263H132V264H140L139 262H137V261H133V260H125L124 262L123 261H121L120 263L121 264H128ZM90 263V264H91ZM24 264V263H23ZM67 264V263H66ZM214 264H227V262H225V261H223V260H221L220 262H216V263H214Z\"/></svg>",
    "mask_w": 264,
    "mask_h": 264
},
{
    "label": "water",
    "instance_id": "95a60500",
    "mask_svg": "<svg viewBox=\"0 0 264 264\" xmlns=\"http://www.w3.org/2000/svg\"><path fill=\"white\" fill-rule=\"evenodd\" d=\"M27 92V95H22L20 100L14 104V105H8V104H4V103H0V116L13 112L15 110H17L18 108H20L31 96V94Z\"/></svg>",
    "mask_w": 264,
    "mask_h": 264
}]
</instances>
